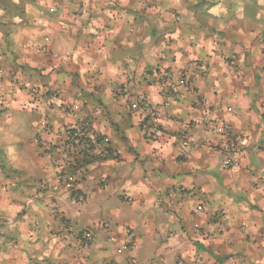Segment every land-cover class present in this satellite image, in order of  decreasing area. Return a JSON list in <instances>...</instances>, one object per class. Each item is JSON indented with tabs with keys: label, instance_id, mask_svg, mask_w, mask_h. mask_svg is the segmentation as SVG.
Returning <instances> with one entry per match:
<instances>
[{
	"label": "clouds",
	"instance_id": "obj_1",
	"mask_svg": "<svg viewBox=\"0 0 264 264\" xmlns=\"http://www.w3.org/2000/svg\"><path fill=\"white\" fill-rule=\"evenodd\" d=\"M0 264H264V0H0Z\"/></svg>",
	"mask_w": 264,
	"mask_h": 264
}]
</instances>
